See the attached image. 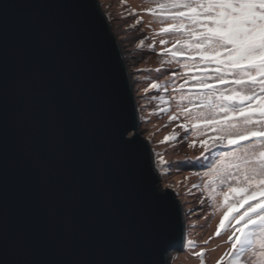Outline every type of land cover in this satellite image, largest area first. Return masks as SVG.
<instances>
[{
    "label": "water",
    "instance_id": "95a60500",
    "mask_svg": "<svg viewBox=\"0 0 264 264\" xmlns=\"http://www.w3.org/2000/svg\"><path fill=\"white\" fill-rule=\"evenodd\" d=\"M131 84L98 0H0V264H167L183 248Z\"/></svg>",
    "mask_w": 264,
    "mask_h": 264
},
{
    "label": "snow or ice",
    "instance_id": "6c2138e0",
    "mask_svg": "<svg viewBox=\"0 0 264 264\" xmlns=\"http://www.w3.org/2000/svg\"><path fill=\"white\" fill-rule=\"evenodd\" d=\"M159 8L172 21L160 31L180 34L164 53L170 55L169 63L177 58L185 61L179 65L184 71L175 73L184 83L173 91L182 94L181 102L192 105L181 107L180 114L169 119L174 121L182 114L185 123L179 127L185 133L198 134L204 150L225 142L234 149L220 153L203 174L209 199L215 202L217 196L223 197L216 235L228 221L229 264H243L245 256L251 264H264V200L249 204L243 213L229 219L237 205L243 207L249 199L264 197V0H167ZM151 12L157 14L156 9ZM159 87L151 84V88ZM132 127L119 119L113 134L123 150L135 157L138 140L130 132ZM174 139V135L164 137V141ZM250 140L260 141L259 146L248 143ZM242 142L244 146L237 148ZM194 254L204 255L202 251ZM140 264H154L150 252Z\"/></svg>",
    "mask_w": 264,
    "mask_h": 264
},
{
    "label": "rangeland",
    "instance_id": "374dc122",
    "mask_svg": "<svg viewBox=\"0 0 264 264\" xmlns=\"http://www.w3.org/2000/svg\"><path fill=\"white\" fill-rule=\"evenodd\" d=\"M98 4L131 74L130 90L141 116L138 132L151 146L159 187L172 190L184 210V246L181 250L168 252L167 264H229L232 249L226 242L228 230L224 229L220 235H216L224 211L221 207L223 197L217 196L215 202L209 199L205 188L207 178L203 174L216 162L220 153L234 149L225 142L204 150L200 147L201 137L198 134L194 136L191 131L185 133L179 127L185 123L182 114L174 121L169 119L180 114L181 107L187 105L186 100L181 102L182 94L179 91L170 89L183 80L180 75H175L181 61L169 63L170 58H162L156 52L161 46L160 37L154 34V26L159 24L160 19L147 10L151 7V1L98 0ZM153 83L161 87L151 88ZM162 88L170 90L160 92ZM165 92H168L171 100L167 107L169 110L162 101ZM157 93L161 94L155 96ZM205 131L211 135L210 129ZM172 135L176 139L164 141L165 136ZM193 142L194 147L190 146ZM248 143L259 146L260 141ZM243 146L244 143L236 145L237 148ZM189 240L194 243L189 245ZM201 251L203 256L194 254ZM248 261L251 264L249 257Z\"/></svg>",
    "mask_w": 264,
    "mask_h": 264
},
{
    "label": "trees",
    "instance_id": "16d2710c",
    "mask_svg": "<svg viewBox=\"0 0 264 264\" xmlns=\"http://www.w3.org/2000/svg\"><path fill=\"white\" fill-rule=\"evenodd\" d=\"M150 1H151V4H150L151 7L147 8V10L151 12V9H156L157 14H156V15H153V16H155V17H157L158 19H160L159 24H156V25L154 26V31H155L154 34L160 37V41H161L162 39L168 41V43H166V44H161V43L159 42V44H160L161 47H159V49L157 48V51H156V52H158V55H159L160 57H162V58H163V56H166V57L170 58V55H166V54L164 53V50L167 49V48H171V47H172V43L174 42V39H175L177 36H179L180 34H179V33H175V34H173V33H168V34H165V33H162V32L160 31L161 28L166 27L169 23L172 22L171 19H170V17L167 15V11H166L165 9H160V8H159V4L166 3L167 0H150ZM155 22L158 23V20H156ZM176 60H177V61H181V63H184V62H185V61L183 60V58H177ZM181 63H180V64H181ZM183 71H184V69H182V68L179 67L178 73H182ZM213 82L215 83V81H213ZM182 83H184L183 80L180 81L179 83L175 84V85H172L170 89H176V88H178V86H179L180 84H182ZM217 86L220 87L219 85H217ZM185 87H186V89H187L188 85H186ZM227 87H231V85H228ZM170 89H167V90H170ZM162 90H165V88L160 89V92H162ZM255 90H256L257 92L259 91L258 88H256ZM160 94H161V93H157V94H155V96H159ZM168 96H169L168 92H165L164 99L162 100L166 108H167L168 105L171 103V100L168 98ZM161 98H163V97H161ZM159 100H160V98H159ZM160 101H161V100H160ZM167 110H169V109L167 108ZM257 118H258V117H257ZM251 141H252V140H250V141H248V142H251ZM242 143H243V142H242ZM258 200H264V197H259V196H258V197H256L255 199H249L248 202H247L246 204H244L243 207H240L239 205H237L238 210H234V211L230 214L229 219H231L232 216H239L241 213H243V212L248 208V205H249V204H255V203H257ZM231 202H232V201H231ZM218 226H219V225H218ZM218 226H217V227H218ZM239 226H240V225H237V227H239ZM224 229H227V230H228V233H227V240H226V242H227V245L230 247V249H232L231 242H230L229 239H228L229 236L231 235L230 226H229V224H228V221L225 222V227L222 228V229L220 230V233H222V232L224 231ZM237 235H239V234H237ZM226 242H225V243H226ZM228 242H229V243H228ZM222 260H223V258H222ZM242 260H243V264H250L249 261H248V257H247V256L243 257Z\"/></svg>",
    "mask_w": 264,
    "mask_h": 264
},
{
    "label": "bare ground",
    "instance_id": "6f19581e",
    "mask_svg": "<svg viewBox=\"0 0 264 264\" xmlns=\"http://www.w3.org/2000/svg\"><path fill=\"white\" fill-rule=\"evenodd\" d=\"M121 46V45H120ZM126 59V58H125ZM140 131V130H139ZM183 213H184V210H183Z\"/></svg>",
    "mask_w": 264,
    "mask_h": 264
}]
</instances>
